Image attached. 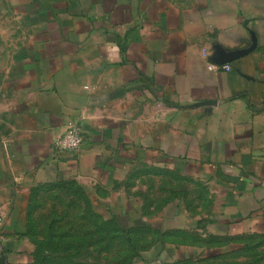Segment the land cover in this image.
Returning <instances> with one entry per match:
<instances>
[{
	"label": "crops",
	"instance_id": "1",
	"mask_svg": "<svg viewBox=\"0 0 264 264\" xmlns=\"http://www.w3.org/2000/svg\"><path fill=\"white\" fill-rule=\"evenodd\" d=\"M70 125L80 149L59 152ZM139 170L174 171L212 203L198 231L167 205L142 264H211L264 235V0H0V264L31 257L34 187L89 186L138 218Z\"/></svg>",
	"mask_w": 264,
	"mask_h": 264
},
{
	"label": "rangeland",
	"instance_id": "2",
	"mask_svg": "<svg viewBox=\"0 0 264 264\" xmlns=\"http://www.w3.org/2000/svg\"><path fill=\"white\" fill-rule=\"evenodd\" d=\"M132 178L129 192L140 183L134 189L141 199L138 218L119 217L89 186L65 182L51 189L34 187L20 209L22 230L33 250L20 264H142L149 247L161 238L154 220L172 203L193 214V231L204 229L207 220L196 215L211 207L208 189L174 171L139 170ZM204 238L216 245L217 236ZM234 241L238 249L214 251L211 264H264V235Z\"/></svg>",
	"mask_w": 264,
	"mask_h": 264
},
{
	"label": "built area",
	"instance_id": "3",
	"mask_svg": "<svg viewBox=\"0 0 264 264\" xmlns=\"http://www.w3.org/2000/svg\"><path fill=\"white\" fill-rule=\"evenodd\" d=\"M208 68L216 70L223 68L229 70V64L216 65L214 63L208 64ZM82 143V136L80 128L76 125H70L60 136L56 137L53 141V147L59 152H75L80 149ZM1 225V216H0Z\"/></svg>",
	"mask_w": 264,
	"mask_h": 264
},
{
	"label": "water",
	"instance_id": "4",
	"mask_svg": "<svg viewBox=\"0 0 264 264\" xmlns=\"http://www.w3.org/2000/svg\"><path fill=\"white\" fill-rule=\"evenodd\" d=\"M248 50L250 49L238 50L234 53L223 55L222 57L220 56V58L217 59V62H219L220 64H225L226 62L233 60L235 57L246 53Z\"/></svg>",
	"mask_w": 264,
	"mask_h": 264
},
{
	"label": "trees",
	"instance_id": "5",
	"mask_svg": "<svg viewBox=\"0 0 264 264\" xmlns=\"http://www.w3.org/2000/svg\"><path fill=\"white\" fill-rule=\"evenodd\" d=\"M63 184V183H62ZM61 185V184H60ZM148 226V225H147Z\"/></svg>",
	"mask_w": 264,
	"mask_h": 264
}]
</instances>
